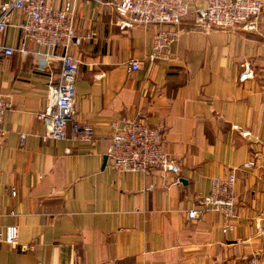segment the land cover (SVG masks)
<instances>
[{"label":"crops","instance_id":"obj_1","mask_svg":"<svg viewBox=\"0 0 264 264\" xmlns=\"http://www.w3.org/2000/svg\"><path fill=\"white\" fill-rule=\"evenodd\" d=\"M74 3L75 32L95 33L74 50V116L94 127L95 141H72L69 127L64 139H44L35 114L48 104V74L18 52L0 64V95L11 102L1 122L0 230L13 224L19 232L16 245L0 240V264H264V13L259 31L242 23L202 30L195 0L172 57L149 61L155 25L122 28L112 6ZM22 37L10 27L0 43L18 48ZM25 48L40 50L31 40ZM131 59L140 69H127ZM136 115L164 126L178 174L118 173L104 162L112 127ZM231 170L233 228L222 232L212 211L189 220L211 178Z\"/></svg>","mask_w":264,"mask_h":264},{"label":"built area","instance_id":"obj_2","mask_svg":"<svg viewBox=\"0 0 264 264\" xmlns=\"http://www.w3.org/2000/svg\"><path fill=\"white\" fill-rule=\"evenodd\" d=\"M112 6L121 16V27L153 24L156 30L152 36L149 61L169 60L172 47L180 35L182 20L190 12L195 0H85ZM195 26L202 30H228L243 24L245 30L259 31L258 17L264 13V0H202L195 8ZM21 13L22 20L14 22V13ZM74 0H65L55 7L46 0H7L0 3V36L10 27L22 31V41L18 48L0 43V64H4L15 52L22 56H35L37 69L49 76L46 88L48 104L36 112L37 120L45 128L44 139L61 140L66 138L67 128L70 139L77 142L94 143V127L78 121L74 116L76 98L75 82L81 63L74 50L82 42L93 39L94 32L77 34L74 26ZM264 30V24L261 26ZM26 40H31L40 48L28 52ZM59 49V50H58ZM141 62L131 59L127 62L129 71L140 69ZM247 73L241 75L246 78ZM11 102L0 95V136L4 131L1 122ZM163 125L150 127L139 115L123 119L112 127L110 144L106 151L108 166L118 172H145L152 168L162 173H179V166L163 147ZM25 135L20 134V144ZM253 161L243 164L251 167ZM175 182H179L176 178ZM236 175L234 170L222 176L211 178L209 192L200 196L199 206L187 212V218H199L203 212L212 211L222 220V232L233 228L236 216ZM12 195L15 190L12 189ZM18 227L7 225L0 230V240L16 245ZM28 246L26 248H30ZM244 264H261L249 258Z\"/></svg>","mask_w":264,"mask_h":264},{"label":"water","instance_id":"obj_3","mask_svg":"<svg viewBox=\"0 0 264 264\" xmlns=\"http://www.w3.org/2000/svg\"><path fill=\"white\" fill-rule=\"evenodd\" d=\"M106 159H107V158H106V156H105V158H104L105 161H104V162H106Z\"/></svg>","mask_w":264,"mask_h":264}]
</instances>
